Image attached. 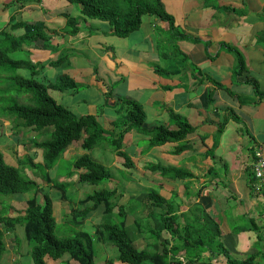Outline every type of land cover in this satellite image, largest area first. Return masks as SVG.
<instances>
[{
    "label": "crops",
    "instance_id": "0c3cea01",
    "mask_svg": "<svg viewBox=\"0 0 264 264\" xmlns=\"http://www.w3.org/2000/svg\"><path fill=\"white\" fill-rule=\"evenodd\" d=\"M160 1L166 12L173 17L174 31L180 33V36L170 35L168 25H163L165 22L161 20L162 24L158 25V18L152 19L153 21L146 25L143 21L138 30L125 38L111 34L109 23L104 21L91 20L87 23V29H84L81 27V21L72 14V11L81 14L80 8L68 0H0V13L9 17L4 26L0 25V35L4 32L19 37L24 32H34V27L30 25L42 26V30L47 34V40L45 42L38 40L33 42V45L24 44L21 50L12 53L21 56L16 60H26L27 58H22L26 57L27 51L29 56L35 59L36 64L44 66L45 72L39 75L42 81L50 79V68L59 67L62 73L69 75L78 86H85L95 94L103 96L111 92V98L106 97L112 102L111 108L105 107L114 114V121L124 118V111L115 112L114 108L116 101L124 98L135 100L143 106L146 121L152 117L151 126H145L147 129L158 123L162 124V121L170 129H175L170 112L180 115L195 127V132L186 138L192 146L191 150L177 155L175 160L170 161L174 166H169L184 168L189 178L184 179L185 184L181 182L182 179L177 178L163 182L161 190L166 188L167 183L178 186L177 192L168 195L159 192L167 202L175 203L174 207L177 206L178 214L190 213L193 218V205L190 203L193 199L195 205L206 208L208 213L217 216L220 225H224V214L231 205H234L236 201L233 196L237 195L240 207L246 208V212L243 209L240 212L237 210L238 214L244 216L249 212V208L256 210L257 206H261L264 217V191L263 194H255L249 185L256 161L255 154L258 153L264 158V0ZM66 17L79 21L76 35L69 34ZM24 23L29 26L19 27V24ZM17 29H22L18 35L15 34ZM140 32L142 39L138 37ZM163 33H169L178 45L173 48L170 44L168 49ZM76 36L79 38H75ZM54 39L58 41L55 46L57 49L51 51ZM47 41L51 45L45 48ZM81 50L84 52L81 58L85 60L86 55L88 60L87 66L82 65L84 68L77 67L74 62L73 65L71 63L74 53L72 51ZM63 53L66 57L64 62L55 67L47 66ZM90 55L97 60L90 62ZM68 64L72 67H67ZM99 66H103L109 73L108 79L99 75ZM194 68L199 71V77L194 74ZM208 76L214 83L205 80ZM82 86L79 87L84 88ZM59 94L63 99L64 92ZM67 96L70 99L74 97L70 94ZM64 99L67 102L63 106L73 114L78 104L70 99ZM109 124L110 122L103 129L107 130ZM146 138L148 142V137ZM134 139L135 135H131L129 141H123L127 147L123 151L133 162L131 169L136 168L145 177L147 170L144 167L150 163L148 155L152 153L153 156L167 162L169 157L174 155L172 152L177 145L166 143L152 148L147 146L144 149L139 145L140 141L137 144L133 142ZM79 148L82 151L81 147ZM209 149H213L211 154L208 153ZM68 150L65 151L63 158ZM49 172L47 179L52 184L56 172L54 169L52 173ZM192 175L193 194L188 192L190 189L188 180ZM148 179L151 177L148 176ZM40 183L46 185L44 181ZM47 189L53 188L47 186L44 189L45 193ZM124 190L123 188L121 191L123 192L121 201L133 198V191L128 190L124 193ZM231 192H234V195H231ZM65 195L66 200H62L61 193L55 195L54 200L51 194L49 195L56 225L61 224V218L65 216L68 222L72 220L70 224L72 227L79 228L71 210L82 209L79 202L83 198L72 201L67 193ZM146 197L147 192L142 194V205H139L137 214L149 207L150 212H153L151 202ZM232 200L235 202L229 203ZM41 201L43 202V198ZM9 208L7 213L10 210L15 211L12 206ZM21 214V212L14 216L6 214V217L15 218ZM256 217H259V213H256ZM150 218V213H146L144 219L148 224ZM130 219L133 221V217ZM260 221L258 219V222ZM258 222L255 225L264 226V220L260 225ZM249 223V226H254L251 221ZM17 226L23 228L24 234V227L20 224L12 228H3L6 251L1 257L0 264L30 263L20 262L23 258H28L30 247L25 235L26 242L19 234L14 233ZM78 232L86 231L78 230L66 236H75ZM246 233H241L240 236ZM8 238L9 242L11 241L9 247L6 243ZM16 240L21 241L19 246ZM63 257L67 258L61 261L65 264L75 261L68 254ZM44 260L47 264L46 258ZM201 263L204 264L203 262L194 264Z\"/></svg>",
    "mask_w": 264,
    "mask_h": 264
},
{
    "label": "trees",
    "instance_id": "16d2710c",
    "mask_svg": "<svg viewBox=\"0 0 264 264\" xmlns=\"http://www.w3.org/2000/svg\"><path fill=\"white\" fill-rule=\"evenodd\" d=\"M71 4L79 5L80 12L85 19H97L108 22L111 27V34L125 38L138 30L142 25L144 16H155L159 20L167 23L170 35L180 36L174 31V19L166 12L160 0H68ZM69 26V34L76 35L79 28V21L66 17ZM24 24L19 27L24 28ZM34 27L33 33H25L22 36L14 37L2 33L0 35V99L6 98L11 92L19 95H28L27 103L22 105L16 101H11L4 107V113L15 118L12 124L11 133L19 136L20 128L31 129L40 139L38 143L32 145L42 150V160L34 162L30 158L23 159L21 165L28 167L35 173L36 170L47 174L53 170L58 163L63 161L66 148L74 143L81 142L80 147L83 154L74 158L73 169L77 172L81 182L91 185H99L102 182L111 181V173L101 163L93 160L90 152L99 140H110L116 156L123 160V167L131 169L133 162L129 155L123 151L125 137L135 131L148 137V147L162 146L166 143H176L172 152L175 156L180 155L192 146L187 142L188 135L195 132V127L181 118L180 115L170 112V118L175 124V129H170L164 124H158L151 129H147L146 114L143 106L134 100L120 98L115 103V112L125 111V118L112 121L107 130L103 129L97 120V116L88 114L82 117L74 116L67 108L54 100L50 90L60 92H78L81 88L68 75L61 74L54 79L40 80L39 75L44 73V66L32 64L29 60H16L10 54L20 50L26 41L31 43L38 40L46 41L47 34L39 25ZM93 34V33H90ZM51 44L46 42V47ZM57 47L51 45V50L56 51ZM66 59L65 55L55 61H50L47 66L55 67ZM41 66L40 70L38 69ZM28 69L30 77L26 78L19 70ZM214 83L213 79L205 77ZM111 98L112 93L105 94ZM122 123V124H121ZM47 128V131L45 129ZM51 128V130H48ZM20 140V138H19ZM21 143V142H20ZM209 149L208 153H212ZM146 168L151 172H158L162 177L173 174L177 179H188V173L181 169L161 164H149ZM80 170V171H78ZM72 171L71 173H75ZM44 186L29 177L23 176L20 169L6 163L3 154L0 152V225L3 228H12L20 224L24 227L25 239L30 247L32 264H46L45 258L48 256L52 260H58L68 254L78 264H98L95 262L97 254L96 245L102 243L110 245L118 255V261L123 264H191L198 263L207 258L204 264H212L219 255H224L226 264H256L257 261L264 263V252L258 247V242L263 243L264 226L255 225L253 218L246 221L242 229L236 235L246 232L256 234L257 241L254 243L258 250L246 256L244 259L231 257L224 244L220 241L222 236L220 221L216 215L208 213L206 208L195 205L194 221L189 223L184 216L177 213L175 203L167 202L158 192L148 191L147 197L153 207L150 212L149 224L145 217H137L135 213L139 207V200H128L120 203L123 192L118 189L100 190L87 194L79 202V207L91 203L82 209H73L71 214L77 219V225L81 226L89 215L103 208L104 215L118 216L120 221L98 224L94 233L78 232L75 236L56 235V221L53 217V208L49 195L44 192L47 186L60 191L62 200H66L68 186L64 183L50 181L45 176ZM112 182V181H111ZM38 193L43 194V203L39 200L31 199L27 201V206L23 215L15 218H7V211L10 209L6 201L1 198L10 197L17 194ZM138 204V205H137ZM137 214V213H136ZM263 212L259 214L257 220H264ZM115 217V218H116ZM133 217L131 227L139 233L144 240H154L153 251H148V244L145 248H137L133 244V239L129 235L127 224L128 219ZM80 219V220H79ZM251 221L254 226H249ZM72 222V220H71ZM145 226V228H143ZM0 227V260L5 253L3 241L4 231ZM159 242V243H157ZM217 252L214 253L213 249ZM100 264H115L111 260H106Z\"/></svg>",
    "mask_w": 264,
    "mask_h": 264
},
{
    "label": "rangeland",
    "instance_id": "374dc122",
    "mask_svg": "<svg viewBox=\"0 0 264 264\" xmlns=\"http://www.w3.org/2000/svg\"><path fill=\"white\" fill-rule=\"evenodd\" d=\"M75 6L79 7L78 5H75ZM72 14L77 16V19L79 21H81V27L84 29H87V23H89L91 20H85L84 16H82L80 13L77 14L75 11H72ZM152 19H157V18L154 16H144L143 21L146 25L147 23H149V21H153ZM8 20H9L8 16H3V14L0 13V25L4 26ZM86 21H88V22H86ZM157 21H158V25L162 24L159 19H157ZM163 25H167V23H164ZM157 29H158V26H157ZM68 30H70L69 27H68ZM21 32H22V29L15 30V34H17V35L20 34ZM160 32L162 34V31H160ZM163 34H164V39L166 41L165 44L168 45V49H170V44L173 45V48H175L178 45V43H176V41L169 35V33H163ZM138 37H139V39H142V33L141 32H140ZM75 38H79V37L76 36ZM57 42L58 41L56 39H54L52 46H56V44H58ZM25 43L29 44L31 42L26 41ZM183 49H184V45H183ZM72 52H74L72 55L73 59L71 60L72 65H73V62L77 65V67L84 68L83 66L88 65V60L86 58V55L84 56L85 60L81 58V57H83V54H84V52L82 50L81 51H72ZM51 53L54 54L53 52H51ZM63 54H65V53H63ZM85 54H86V52H85ZM25 56L26 57H23L22 59L27 58L26 60H29L32 64H36L35 59L30 57L29 53L27 51L25 53ZM11 57L15 58V59H19L21 56L19 54H12ZM94 60H97V59L93 55H90L89 61L93 62ZM70 66L68 64L67 67H70ZM85 68H87V67H85ZM194 70H195L194 74L199 77L200 76L199 71L196 70L195 68H194ZM98 72L102 78L108 79L109 73L106 71V69L103 66H99ZM61 73H62V71H61V68H59V67L58 68H50V71H49V74L51 75L50 79H54L56 76H58ZM20 74L26 78L30 77V71L28 69L21 70ZM209 78H211V77H209ZM79 86H82V85H79ZM82 87H84V88L80 87L81 89L78 92H76L75 95H73L74 97H72L71 99H70V97L67 96V92H64L63 97L70 99V101L76 102V104H78L77 110L74 111V113H73L76 117H80V116H84V115H88V114H94L97 116V120H98L99 125L102 128H106L108 122H112L114 119V116H113L114 114L109 109V108H111L110 105L112 102L111 101L109 102V99H107L106 96L95 94L93 91L87 89V87H85V86H82ZM59 92L60 91L54 90V91H50L49 94L56 101H58L60 104L66 105L67 100L64 99L63 97H62L63 99H61ZM13 95H19V94L15 93ZM27 99H28V96L21 97L19 99V101L21 103H27ZM12 100L13 99L10 97L0 99V151L3 152L4 160L6 161V163L13 165V166H18L20 168V171H21L23 176L33 178L37 182L40 183L43 181L44 176H45L46 180L48 178V176H47V174H45V172L41 171V169H37L36 171L38 173H35L33 170L28 169V167L22 168V166L19 164V163H21V161L24 157H30L34 162L40 161L39 155L41 156V160H42V153L43 152H42V150H37V148H33V146L28 142L29 139H32L33 141L39 140V138L37 137L36 134H32V133L25 134L24 128H20V131H18L19 136H14L11 133V124L13 123V120H12V117L5 116L4 107L8 104H11ZM80 103H81V105H80ZM105 106H108L109 108L105 107ZM99 111H100V113H99ZM151 121H153L152 117H150V119L146 121L144 126L150 127ZM162 124H165L164 121H162ZM173 126L175 128V124ZM131 135H135V139L133 140V142H136L138 144L140 141L139 145L141 147H143L144 149L147 148L148 142H147L146 136L142 135V134L138 135V133H136L135 131L129 133L125 137L124 141L125 142L129 141V139L131 138ZM19 138H20V140H19ZM124 145H125V143H123V146ZM79 147H80V142L69 147L68 148L69 150L67 149L68 151L66 152L65 157L63 158V161L58 163L57 166L54 168V172H56V175H55L54 181L52 182V183L58 182V183L66 184L68 186L67 195L69 196V199L72 201H76V200H79L81 198H84L87 194L93 193L94 191L110 190V189H112L114 184L116 186H118V190L120 192L122 191V189H121L122 187L125 189L124 193H126V191H128V190L133 191L134 196L130 200H132V199L137 200V201L139 200L140 205H142V199H141L142 194L146 193L150 190L155 191V192L159 191L160 193H166L167 195L170 193L178 191V186H176L174 184H167V183H165L166 188L161 190V188L163 187V182H166L169 179L174 180L173 174H170L167 177H161L158 172H155V171L149 172V170L146 168L147 165L155 164V163H160V164L167 165V166H174L170 163V161L176 159L175 155L170 156L169 160L167 162H165L164 160L160 159L157 156H153L152 153H150L148 155V157L150 158V160H149L150 163L146 164L144 167L147 170V176L145 177V175L142 174L141 171L137 170L136 168L135 169H127V171H126L125 168L123 167V164H122L123 160L121 158L117 157L116 154L114 153L111 141L109 139L108 140L101 139L95 145V147L90 152V154H91L93 160L101 163L102 165H104L106 168L109 169V171L111 173V181L112 182L109 181V182H102L99 185H91V184L86 183V182H81L80 179L78 178L77 172L72 167V162H73L74 158L82 154ZM125 148H127V147H125ZM35 151L37 153L40 152L38 157L36 156ZM255 152L256 151H254V153ZM181 170L186 171L184 168ZM52 171L53 170H51L49 172V174L52 173ZM72 171H75V173L72 174L71 173ZM78 171H80V170H78ZM219 172H220V170H219ZM51 176H53V174ZM148 176L151 177L150 180L148 179ZM136 177H139V179H136ZM132 179H136L140 182L137 183L136 180H132ZM252 180H253V176H252V179L249 181V185H251ZM188 181L190 182L188 185L190 188L188 190V192L193 194V190H194L193 175H192V178H190ZM181 182L185 184L184 180ZM44 183H45V181H44ZM184 184H183V187H184ZM46 193H48L49 195L51 194V198H52V200H54V199H56L55 195L59 194L60 191H58L56 189H52V190L47 189ZM255 194H259V193L255 192ZM231 195H234V192H231ZM174 196H175V194H174ZM35 197L36 196L31 195V194H28V195L17 194V195H11L10 197H5V198H1V199L6 201L7 206H9V207L12 206V208L15 209V211L10 210L7 213V214L14 216V215H17L18 212L19 213L21 212L22 213L21 215H23L24 214L23 209L26 207L27 201L31 200V199H35ZM40 197H41V194H40ZM233 199L236 202L233 200H232V202H229L231 204L233 202H235V203H234V205H231L229 210H227L226 213L224 214V217H225L224 221L225 222H224V225H221L222 236L220 238V241L224 244V246L226 247L230 256L237 258V259H244L246 256L255 253V251L258 250V247L264 252V239H263V243L258 242V247H256V245L254 243L257 241V239H256V234H254L253 232H247L245 235H243L244 237L240 236V234H238V235L235 234L242 229V227L245 225L246 221L249 220V218H253L255 223L258 222L257 217H256V213H259V214L262 213V211H263L262 207L257 206L256 210L249 208V212H247L243 216L241 214H238L237 210L240 212L243 209V211L246 212V208L240 207V200H239V197L237 195H234ZM38 200L41 201L42 198H39ZM124 200H122L120 203H125L126 199H124ZM43 201H44V199H43ZM40 203H43V202L41 201ZM190 203L193 205V218L190 215V213H186V212L183 216H184L186 221H193V223H195V221H194L195 202L192 199L190 201ZM90 205H91V203H86V205H83L80 208L90 206ZM1 207H2V205L0 204V208ZM102 210H103V208L100 207L98 210L92 212L89 215L88 219L84 220V223L81 226H79V228L72 227L70 225L71 222L70 221L68 222L66 220V217L63 216L61 218V224H59L57 221L58 225L56 226V231H55L56 235H58L59 237H63L66 235H71L78 230L86 231L89 234H93L95 227L98 224L108 223V222L114 223L116 221L121 220V218L118 216L117 217L116 216L111 217L110 215H104L102 213ZM150 211H151L150 207L144 208V209H142V211H140L139 214H137V217L138 216L139 217H145L146 213H150ZM68 219L71 220V218H68ZM149 221L151 223V220H149ZM258 223L260 225L261 221ZM131 224H132V219H128L126 225H128L130 228H128L127 230L129 232V235L133 239V244L135 245V247L145 248L146 243H147L149 245L147 248L148 251L152 252L153 251V245H154V243H156V241H154V240L149 241L148 240V242H147V240H144L139 235V233L134 229V227H131ZM143 228H145V226ZM14 229L16 230L14 233L19 234L20 238L23 241H25L24 234H23V228L21 226H17ZM11 238H12V236H11ZM9 240H10L9 238L6 239V243L8 244V247H9V244L11 242V241L9 242ZM157 243H159V242H157ZM16 244L19 246L21 244V241L16 240ZM95 247L97 249V254H96L95 259H94L96 263L100 264L106 260H111V261L115 262V264H122L118 261V255L116 254L114 249L110 247V245L100 243V244L96 245ZM213 252L216 253L217 249L214 248ZM29 253H30V251H29ZM66 257L60 258L57 261H52L47 256L46 261H47V264H57V263L65 264V262H61V261L64 259H67ZM28 261L30 263L32 262L31 255H29L28 258H23L20 262H28ZM202 261L206 263V261H208V257L200 260V262H202ZM211 263L212 264H226V258L224 255H219L218 257H216L214 259V262H211ZM69 264H78V262L72 261ZM186 264H188V263H186ZM256 264H264V263H262V260H261V261H257Z\"/></svg>",
    "mask_w": 264,
    "mask_h": 264
},
{
    "label": "clouds",
    "instance_id": "9594fccd",
    "mask_svg": "<svg viewBox=\"0 0 264 264\" xmlns=\"http://www.w3.org/2000/svg\"><path fill=\"white\" fill-rule=\"evenodd\" d=\"M75 5V4H74ZM78 5V4H77ZM79 6V5H78ZM79 8H80V6H79ZM82 15V14H81ZM155 17V16H154ZM144 18V17H143ZM143 18H142V23H143ZM85 19V18H84ZM85 20H97V19H85ZM97 21H100V20H97ZM78 26H79V24H78ZM6 34V33H5ZM21 50V49H20ZM19 51V50H18ZM51 51H53V50H51ZM65 54H62L61 56H64ZM60 56V57H61ZM59 58V57H58ZM57 58V59H58ZM13 59V58H12ZM56 59V60H57ZM55 61V60H54ZM21 71V70H20ZM20 71H18V73H20ZM61 74H64V73H61ZM60 74V75H61ZM65 75V74H64ZM67 75V74H66ZM59 76V75H58ZM69 76V75H68ZM70 77V76H69ZM71 78V77H70ZM77 85V84H76ZM78 86V85H77ZM50 91H54V90H50ZM49 91V92H50ZM14 93L13 92H11L10 93V95L8 96V97H6V98H12L13 100V102L14 101H16L18 104H22V105H24V104H26V103H21L20 101H19V99L21 98V97H26V96H28V95H13ZM67 94H70V95H75V93H73V92H69V91H67ZM29 97V96H28ZM135 101V100H134ZM137 102V101H136ZM116 106L114 105V108H115ZM116 109V108H115ZM124 111V110H123ZM124 113H125V111H124ZM5 116H8V115H6L5 114ZM124 118H125V114H124ZM12 120L14 121L15 120V118H13L12 117ZM13 124V123H12ZM12 124H11V128H12ZM48 130H51V128H49ZM45 131H47V128L45 129ZM30 133H32V134H36V133H34L33 132V130H31V129H27V130H25V134H30ZM37 135V134H36ZM31 145H32V143H38V142H40V139L39 140H36V141H33L32 139H29V141H28ZM81 143V142H80ZM33 146V145H32ZM70 147V146H69ZM68 147V148H69ZM33 148H36V147H34L33 146ZM68 148H66V150L68 149ZM37 150H40V149H38L37 148ZM65 150V151H66ZM1 152V151H0ZM82 152V151H81ZM2 154H3V152H1ZM40 153V152H39ZM39 153H37L36 151H35V154H36V156L38 157V155H39ZM82 154H83V152H82ZM81 154V155H82ZM80 156V155H79ZM3 157H4V155H3ZM26 158H30V157H24L23 159H26ZM39 158H40V161H41V156L39 155ZM23 159H22V161H23ZM31 159V158H30ZM255 160H256V158H255ZM21 161V162H22ZM20 165H21V163H19ZM123 164V163H122ZM255 164V163H254ZM22 166V168L23 167H25V166H23V164L21 165ZM15 167H18V166H15ZM19 168V167H18ZM20 169V168H19ZM29 169V168H28ZM126 171H127V169H125ZM30 179H33V178H30ZM34 180V179H33ZM260 179H257L256 178V176H255V172H254V168H253V180H252V182H251V190L255 193V192H257V193H259V194H263L262 192L264 191V184H262V183H260V181H259ZM34 181H36V180H34ZM44 181V180H43ZM42 181V182H43ZM37 182V181H36ZM38 183V182H37ZM45 183H46V181H45ZM114 184V183H113ZM118 189V186H116L115 184H114V186L112 187V189ZM122 190H123V187L121 188ZM119 191V190H118ZM119 193H121L120 191H119ZM158 193H159V191H158ZM28 194H31V195H34V196H36V198L37 199H39V198H43V194L42 193H38V194H34V193H28ZM40 194H41V197H40ZM40 202V201H39ZM26 206H27V204H26ZM103 213V212H102ZM111 217H112V215H110ZM0 227L1 228H3V226H1L0 225ZM115 263V262H114ZM123 264V263H122Z\"/></svg>",
    "mask_w": 264,
    "mask_h": 264
},
{
    "label": "built area",
    "instance_id": "2783aa9c",
    "mask_svg": "<svg viewBox=\"0 0 264 264\" xmlns=\"http://www.w3.org/2000/svg\"><path fill=\"white\" fill-rule=\"evenodd\" d=\"M254 172L260 183L264 184V158L260 157L258 153L255 154Z\"/></svg>",
    "mask_w": 264,
    "mask_h": 264
}]
</instances>
